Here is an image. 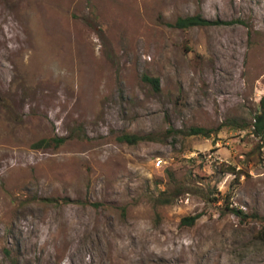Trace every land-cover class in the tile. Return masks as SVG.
I'll use <instances>...</instances> for the list:
<instances>
[{"label":"rangeland","instance_id":"374dc122","mask_svg":"<svg viewBox=\"0 0 264 264\" xmlns=\"http://www.w3.org/2000/svg\"><path fill=\"white\" fill-rule=\"evenodd\" d=\"M263 95L264 0H0V264H264Z\"/></svg>","mask_w":264,"mask_h":264},{"label":"trees","instance_id":"16d2710c","mask_svg":"<svg viewBox=\"0 0 264 264\" xmlns=\"http://www.w3.org/2000/svg\"><path fill=\"white\" fill-rule=\"evenodd\" d=\"M229 22V21H226ZM222 22L218 19H209L201 14H194V15H189L185 17H179L173 24L172 26L186 29L194 26H210V25H217L221 24ZM144 80L149 81L150 83L153 84L156 90H159L160 88V80L158 77H151L148 75H144ZM253 126V133L256 136H259L261 139H264V95L262 96L260 100V105L259 109L255 113L254 116V123L252 124ZM245 128L247 127L246 125L244 126ZM189 134L194 135V134H202V135H207L208 131L203 128V127H191L188 131ZM148 136L147 135H139V134H131V133H124L119 136V139L122 141H126L128 143L134 144L137 143L141 140L146 139ZM66 141V137L64 136H56L52 138H42L36 143H34L35 148H46L50 146H60ZM169 200V199H168ZM68 201V199H66ZM167 201V200H166ZM169 202V201H167ZM235 212L238 214L244 216V212L241 209L238 208H232ZM199 214L193 215V216H187L183 218V222H187L188 224L194 223L198 218Z\"/></svg>","mask_w":264,"mask_h":264},{"label":"bare ground","instance_id":"6f19581e","mask_svg":"<svg viewBox=\"0 0 264 264\" xmlns=\"http://www.w3.org/2000/svg\"><path fill=\"white\" fill-rule=\"evenodd\" d=\"M3 12V11H2Z\"/></svg>","mask_w":264,"mask_h":264}]
</instances>
